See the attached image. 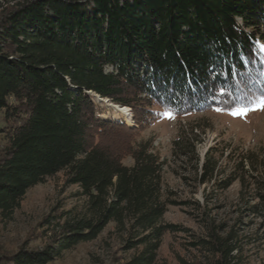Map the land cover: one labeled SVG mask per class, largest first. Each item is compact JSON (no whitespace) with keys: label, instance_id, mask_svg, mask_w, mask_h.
Masks as SVG:
<instances>
[{"label":"trees","instance_id":"obj_1","mask_svg":"<svg viewBox=\"0 0 264 264\" xmlns=\"http://www.w3.org/2000/svg\"><path fill=\"white\" fill-rule=\"evenodd\" d=\"M261 43L264 0H25L3 10L0 219L11 221L30 190L58 175L84 201L45 219L53 235L44 248L1 254L0 264L54 263L111 224L121 251L132 254L116 264H158L164 238L184 232L164 220L176 205L163 189L165 163L147 142L132 146L134 164L124 165L121 151L105 143L128 126L101 119L89 93L131 108L141 127L153 121L154 106L175 115L232 111L264 95ZM174 145L195 149L185 136ZM217 153L206 154L201 184L214 180ZM254 158L240 154L215 186L238 181L243 195L248 175L251 198L240 214L263 218ZM204 226L190 244L198 261L178 264H248L236 226Z\"/></svg>","mask_w":264,"mask_h":264},{"label":"rangeland","instance_id":"obj_2","mask_svg":"<svg viewBox=\"0 0 264 264\" xmlns=\"http://www.w3.org/2000/svg\"><path fill=\"white\" fill-rule=\"evenodd\" d=\"M23 1L25 0H0V14ZM94 102L101 106V119L119 120L128 126V131L115 132L105 143L121 151L124 165L134 164L127 154L132 146L147 142H152L154 151L165 163L163 189L176 205L169 208L164 220L168 224L181 226L184 232L168 234L164 238L158 264H178L179 258L189 262L198 261L200 255L190 244L204 236L206 221L216 225L226 224L228 229L236 226L239 238L242 239V257L248 264H264V229L261 228L264 217H244L240 214L245 207L244 202L251 198V193H248V184L251 183L248 175H245V198L238 181L223 190L215 186L216 180L219 182L233 174L235 161L242 153L255 156L254 161H258L257 168L264 180V110L249 111L246 116L217 109L184 115L171 112L174 118H167L164 114L167 110L154 106L151 109L154 113L151 115L153 121L141 127L135 122L131 108L114 104L128 110L131 119L127 123L118 119L114 112L108 111L109 107L105 104H100L96 99ZM184 136L194 144V151L190 146L183 148L185 144L175 147V142ZM3 147L4 142L0 137V152ZM211 149L218 150L215 155L217 170L214 180L201 184V166ZM83 201L78 188L67 186L62 175L36 186L27 193L11 221L4 222L0 219V255H10L22 247L44 248L51 242L53 235L44 224L45 219L56 216L63 210L80 208ZM197 203L207 208V216L199 211ZM121 243V238L114 233V225L111 224L96 241L65 252L61 259L51 264H116L117 261L132 256L131 253L121 251Z\"/></svg>","mask_w":264,"mask_h":264},{"label":"snow or ice","instance_id":"obj_3","mask_svg":"<svg viewBox=\"0 0 264 264\" xmlns=\"http://www.w3.org/2000/svg\"><path fill=\"white\" fill-rule=\"evenodd\" d=\"M262 50H264V45L261 46ZM247 85H245L246 87ZM223 94V90H222ZM221 109H217V111H220ZM255 110H264V95H261L260 97H257L254 100H251L250 103L247 106H240V107H234L232 109L233 115H239V116H246L249 111H255ZM165 116L167 118H174L171 111H166Z\"/></svg>","mask_w":264,"mask_h":264},{"label":"bare ground","instance_id":"obj_4","mask_svg":"<svg viewBox=\"0 0 264 264\" xmlns=\"http://www.w3.org/2000/svg\"><path fill=\"white\" fill-rule=\"evenodd\" d=\"M108 111L114 112L113 114H115L118 119L127 123L130 122L131 116L128 114V110H118L117 108L110 106Z\"/></svg>","mask_w":264,"mask_h":264},{"label":"water","instance_id":"obj_5","mask_svg":"<svg viewBox=\"0 0 264 264\" xmlns=\"http://www.w3.org/2000/svg\"><path fill=\"white\" fill-rule=\"evenodd\" d=\"M91 96H93L95 99H97L98 100V102L100 103V104H105L106 106H108V107H115V108H117L118 110H127V109H125V108H122V107H120V106H117V105H114V104H110L109 103V101L107 100V99H102V98H100L98 95H96V94H94V93H89Z\"/></svg>","mask_w":264,"mask_h":264}]
</instances>
